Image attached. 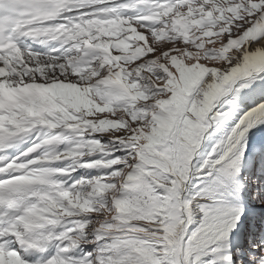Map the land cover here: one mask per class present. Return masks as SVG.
I'll use <instances>...</instances> for the list:
<instances>
[{
  "label": "snow or ice",
  "instance_id": "obj_1",
  "mask_svg": "<svg viewBox=\"0 0 264 264\" xmlns=\"http://www.w3.org/2000/svg\"><path fill=\"white\" fill-rule=\"evenodd\" d=\"M261 73L264 0H0V264H264Z\"/></svg>",
  "mask_w": 264,
  "mask_h": 264
},
{
  "label": "rangeland",
  "instance_id": "obj_2",
  "mask_svg": "<svg viewBox=\"0 0 264 264\" xmlns=\"http://www.w3.org/2000/svg\"><path fill=\"white\" fill-rule=\"evenodd\" d=\"M264 100V98L262 99ZM262 100L250 105L244 107L241 111L237 112L235 118L226 120V121H220L218 122L219 127H217V124H213L210 128L211 135L209 136L208 140H210L211 143H214L216 140H218L221 136H223L227 131H230L231 127L235 125V123L238 122L240 117L245 114L247 111L252 110L260 105ZM225 107H228V105H225ZM229 116L232 115V113H228ZM253 134L255 137V140L257 144L264 142V122H258L256 126H254L249 131V142L251 143V140L253 139ZM256 151H259V148L256 149ZM247 154V153H246ZM261 165L259 160H256V163L254 165H251L247 170L242 169L240 173V179H243L245 176L248 177L249 180H251L254 184L260 183V177H261ZM194 226V227H193ZM198 226V223H194L191 225V227L195 228ZM235 229H233L234 231Z\"/></svg>",
  "mask_w": 264,
  "mask_h": 264
},
{
  "label": "bare ground",
  "instance_id": "obj_3",
  "mask_svg": "<svg viewBox=\"0 0 264 264\" xmlns=\"http://www.w3.org/2000/svg\"><path fill=\"white\" fill-rule=\"evenodd\" d=\"M261 75H264V73H261ZM263 98H264V97H260V98L255 99L254 101L250 102V103L248 104V106H250V105H252V104H254V103H256V102L262 100Z\"/></svg>",
  "mask_w": 264,
  "mask_h": 264
},
{
  "label": "trees",
  "instance_id": "obj_4",
  "mask_svg": "<svg viewBox=\"0 0 264 264\" xmlns=\"http://www.w3.org/2000/svg\"><path fill=\"white\" fill-rule=\"evenodd\" d=\"M251 141H252V140H251ZM204 144H207L209 147H211V144H212V143L210 142V140H206V141L204 142ZM193 227H194V226H193ZM193 227H192V228H193Z\"/></svg>",
  "mask_w": 264,
  "mask_h": 264
}]
</instances>
